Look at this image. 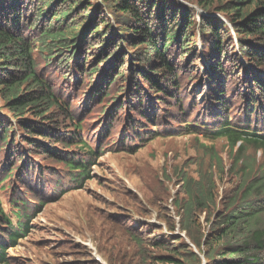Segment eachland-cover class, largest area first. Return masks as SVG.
Instances as JSON below:
<instances>
[{"label": "trees", "instance_id": "1", "mask_svg": "<svg viewBox=\"0 0 264 264\" xmlns=\"http://www.w3.org/2000/svg\"><path fill=\"white\" fill-rule=\"evenodd\" d=\"M181 1L188 5L178 0H0L1 108L18 122L7 125L0 118V151L7 149L6 157L11 158L5 165L8 170L0 181V189L11 178L15 177L22 186L31 175H39L27 165L32 158L41 157L43 162L61 164L70 182L80 181L83 186L89 180L91 165L98 155L89 149L88 141H83L85 134L75 109L78 127L73 135H66L71 134L66 131L71 110L70 103L59 97L61 93L78 88L84 102L80 117L86 115L90 106L102 113L100 117L106 113L108 119H118L113 112L125 111L126 100L131 101L132 110H128L124 124L128 130L123 131L119 141V149L131 152L129 155L133 154V147L126 148L123 143L130 136L138 148L139 144L162 136L153 128L157 127L156 110L159 105L168 104L169 99L183 111L182 102L175 99L178 94L172 95L171 91L175 93L181 87L178 73L187 76L186 83L194 78L189 75L193 66L189 62L192 58L198 60L199 39L207 83L216 85L204 98L211 116L197 121L200 126L185 124L178 132L202 134L205 141L224 138L232 149L240 142L242 147L233 156L235 165L231 167L240 182L238 189L226 190L224 199L219 200L212 173H204L197 183L202 185L186 192L187 197L177 202L180 228L189 233L198 249H205L202 253L207 264H264V162L258 172L254 162L243 160L239 164L248 149L264 155V80L260 74H264V0ZM103 9L115 21V28ZM216 13L221 17H214ZM228 25L237 36L236 53L228 50V46L234 49ZM177 58L185 64L180 71ZM240 58L251 66L246 69L248 75L251 68L259 72L252 71L250 78H244L241 91L237 92L243 101V111L237 117L241 122L233 121L221 83L232 77L239 67L236 63L241 64ZM223 60L232 69L230 74ZM45 67L55 69L64 91L56 90L44 76L41 70ZM244 89L248 91L245 93ZM68 94L66 98L72 102L74 95ZM153 99L159 101L154 103ZM176 134L168 131L166 136ZM81 144L86 150L84 160L74 161L62 151L78 145L83 149ZM182 180L186 186L190 184L183 175ZM15 193L0 200V232L13 246L17 236L29 233L31 219L22 222L29 211L26 204L14 214L18 218L14 226L6 220L1 204L9 203L11 198L10 208H15L23 202ZM42 204L39 202L38 207ZM195 211L206 215L204 232ZM146 229L149 235H155L154 230ZM201 235L206 241L202 242ZM153 245L148 253L151 258L147 257L145 264H180L162 256L165 253L173 259L183 254L182 264L200 261L179 237L161 236ZM4 247H0V264L7 261Z\"/></svg>", "mask_w": 264, "mask_h": 264}, {"label": "rangeland", "instance_id": "2", "mask_svg": "<svg viewBox=\"0 0 264 264\" xmlns=\"http://www.w3.org/2000/svg\"><path fill=\"white\" fill-rule=\"evenodd\" d=\"M92 8H95L93 4ZM103 12L111 26L115 28V21L109 18L108 10L103 9ZM214 17L221 16L216 13ZM229 31L234 49L228 46V50L236 53L238 51L235 45L237 36L233 34L231 28ZM200 45V40L197 39L198 60L192 58L189 62L193 65L189 69L191 70L189 75L194 78L186 83L187 76L178 73L181 87H178L175 93L171 91L172 95L178 94L175 99L182 102L183 111L179 110V104L176 101L171 102L167 99L168 104L159 105L155 113L157 127L153 128L156 132L176 129L180 136L176 134L174 137H158L131 155L128 151H124L123 147L122 151L119 149L123 131L128 130L125 129L124 124L128 118V110H132L131 101L126 100L125 111L113 112L114 116L119 117L118 119H108L106 113L100 117L102 113L94 111L90 106L86 115L80 117L84 102H81V92H78V88L74 92L59 95L60 98L70 103L71 116L70 121L67 122L66 131L71 134L66 133V135H73L78 127L74 119L75 109V114L85 134L83 141H88L90 150H93V153L94 151L100 153V157L95 159V167L90 171L89 180L83 186L80 181L70 182L61 164L56 161L43 162L42 157L43 161L32 158L27 165L28 168L34 167L31 170H35V173L39 175H31L30 180H26L22 186L15 180L6 181L5 187L0 189L1 201L15 192L23 197V191L33 190L38 182L44 186L49 183L57 185L56 190L59 194L63 190L66 192L58 201L48 198L44 201L45 205L39 211L34 212L31 221L32 234L19 240L15 249L9 250L7 264H145V259L151 258L148 253L154 246V240L159 238L156 236H160L149 235L145 226L173 227L175 224L178 225L180 216L177 212V202L187 197L186 192L195 191L202 185L197 183L202 180L204 173L210 172L209 175L212 173L215 195L219 196V199H224L226 190L238 189L240 178L236 172L231 170L232 152L225 139L205 142L201 135H185L178 132L179 127L185 124L198 125L200 122L197 121L211 116L204 98L212 88H216V85L211 82L207 83L209 79L205 75L207 69L204 65L205 56ZM240 59L241 64L236 63L239 67L233 72L232 77L221 80L225 90L224 98L228 102L233 121H240L237 117L240 115L239 112L243 111V101L237 93L241 91L243 79L250 78L252 71L259 73L251 68L248 75L246 69L251 66H247L248 63L244 58ZM176 60L180 71L185 64L179 58ZM224 63L223 60L222 64ZM224 67L230 74L232 69L229 64H224ZM41 71L56 90L64 91L61 87L63 84L60 86L58 83L54 68L45 67ZM260 74L264 80V74ZM77 79L79 80L78 77ZM248 87L246 86V89ZM247 91L244 89L245 93ZM68 93L74 95L72 102L66 98ZM157 99H153L154 103L159 101ZM1 105L0 101V118L7 125H18L17 120L3 110ZM180 113L185 115L181 116ZM176 117L178 120L172 122V119ZM131 144L133 143L129 141L123 143L125 147ZM81 146L83 149H79L78 145L62 151H65L64 153L72 157L74 161H79L85 158L82 156L86 151L85 146L83 144ZM6 154L8 153L0 151V180L5 165L11 159H7ZM242 160L254 162L258 172L259 166L264 162V157L260 153L254 154L252 151H247ZM182 175L186 182H190L191 187L183 185ZM53 188L51 187L50 190L52 191ZM69 189L72 190L69 191ZM25 200L37 202L30 193L25 195ZM33 208L38 209L36 205ZM195 212L199 214V211ZM196 213L193 216H196ZM205 216L204 213L197 216L201 232L206 230ZM149 222H154V224H149ZM177 234L182 238L187 237V243L189 240L193 242L188 232L186 234L176 227L175 235ZM201 236L204 238L202 242L206 241V238ZM138 241L145 247L144 249ZM201 251L204 252L205 249L201 248ZM194 252L197 254L199 250L196 249ZM182 255L174 259L167 253L162 256L182 264ZM97 257L99 261H96ZM189 264L195 263L189 262Z\"/></svg>", "mask_w": 264, "mask_h": 264}, {"label": "bare ground", "instance_id": "3", "mask_svg": "<svg viewBox=\"0 0 264 264\" xmlns=\"http://www.w3.org/2000/svg\"><path fill=\"white\" fill-rule=\"evenodd\" d=\"M191 187V185H189ZM98 258V257H97Z\"/></svg>", "mask_w": 264, "mask_h": 264}]
</instances>
